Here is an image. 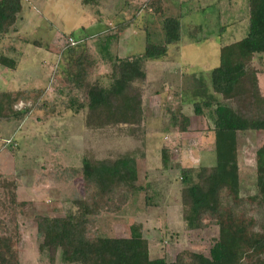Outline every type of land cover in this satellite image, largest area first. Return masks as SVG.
I'll list each match as a JSON object with an SVG mask.
<instances>
[{
    "label": "rangeland",
    "instance_id": "1",
    "mask_svg": "<svg viewBox=\"0 0 264 264\" xmlns=\"http://www.w3.org/2000/svg\"><path fill=\"white\" fill-rule=\"evenodd\" d=\"M147 1L83 5L81 0H21L17 22L0 43V54H13L18 67L12 72L0 66V91L44 89L41 102L54 103L56 109L50 113L19 104L18 111L31 109L25 119L0 123V220L17 237L12 247L18 264H50L48 254L38 249L33 219L76 212L73 202L84 196L83 158L124 155L137 158L138 184L145 192L131 195L120 212L94 218L91 234L128 237L131 226L141 225L151 259L172 262L186 250L208 255L216 230L186 229L179 171L215 163L211 123L206 116H193V103L200 100L198 92L212 94L210 73L219 64L220 47L246 36L248 0H163L160 15L153 14ZM167 17L179 19L180 40L168 46L165 58L142 63L141 124L87 129L85 111L69 109L70 89L56 74L67 38L86 44L96 65L89 80L106 87L111 69L103 47L112 58L140 56L147 38L152 44L164 43L162 21ZM127 22L128 28L117 34V27ZM253 63L264 95V56L257 55ZM72 97L84 99L80 93ZM169 110L191 118L187 132L179 133L171 124ZM237 142L240 196L245 198L256 193L255 158L264 147V131L239 133ZM162 147L170 149L167 168L161 162ZM55 264H64L58 254Z\"/></svg>",
    "mask_w": 264,
    "mask_h": 264
},
{
    "label": "trees",
    "instance_id": "2",
    "mask_svg": "<svg viewBox=\"0 0 264 264\" xmlns=\"http://www.w3.org/2000/svg\"><path fill=\"white\" fill-rule=\"evenodd\" d=\"M81 3L96 5L98 0ZM147 5L153 14L163 13V0H148ZM21 11V0H0V43L15 26ZM248 23L243 39L220 48L219 64L210 73L212 94L198 92L200 100L193 103V116H206L211 123L215 163L179 171L181 217L186 229L216 230L208 255L186 250L172 262L151 259L150 243L143 237L141 225L131 226L128 237L92 235L94 218L102 213L120 212L131 195L145 189L138 184L140 167L136 157L124 155L102 160L85 157L80 172L84 196L73 202L76 212L64 217L33 219L40 241L38 249L48 254L50 264H55L57 254L64 264H264V147L255 158L256 193L245 198L240 196L237 153L239 133L264 131V95L253 63L257 55L264 56V0H248ZM128 26L129 22L119 25L116 33L122 34ZM162 30L164 43L152 44L147 38L140 56L112 58L103 47L111 69L106 87L89 80L96 65L86 44L70 45L65 41L61 53L63 65L56 74L62 75L60 78L70 89L69 109L75 113L85 111L87 129L141 124L144 111L139 85L146 78L142 63L164 58L168 46L180 40L179 19L164 18ZM33 45L40 46L37 42ZM18 60L13 54L12 57L0 54V66L12 72L16 71ZM44 92V89L0 91V123L22 122L31 109L18 111L15 108L19 104L54 113V103L41 102ZM74 93L82 94L83 101L72 97ZM169 115L179 133L187 132L191 124L189 116L181 110H169ZM169 160L170 149L162 147L164 168ZM0 231V264H18L12 247L16 235H11L1 220Z\"/></svg>",
    "mask_w": 264,
    "mask_h": 264
},
{
    "label": "built area",
    "instance_id": "3",
    "mask_svg": "<svg viewBox=\"0 0 264 264\" xmlns=\"http://www.w3.org/2000/svg\"><path fill=\"white\" fill-rule=\"evenodd\" d=\"M67 42H68L70 45H75V44H77V42H75L72 38H69V39L67 40Z\"/></svg>",
    "mask_w": 264,
    "mask_h": 264
},
{
    "label": "crops",
    "instance_id": "4",
    "mask_svg": "<svg viewBox=\"0 0 264 264\" xmlns=\"http://www.w3.org/2000/svg\"><path fill=\"white\" fill-rule=\"evenodd\" d=\"M22 9H23V7H22ZM220 48H221V47H220ZM219 50H220V49H219ZM165 57H166V56H165ZM165 57H164V58H165Z\"/></svg>",
    "mask_w": 264,
    "mask_h": 264
}]
</instances>
